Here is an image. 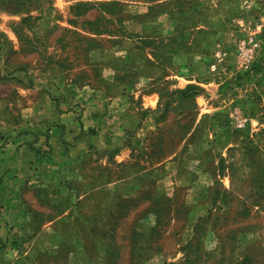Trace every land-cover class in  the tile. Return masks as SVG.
<instances>
[{
    "label": "rangeland",
    "instance_id": "1",
    "mask_svg": "<svg viewBox=\"0 0 264 264\" xmlns=\"http://www.w3.org/2000/svg\"><path fill=\"white\" fill-rule=\"evenodd\" d=\"M0 264H264V0H0Z\"/></svg>",
    "mask_w": 264,
    "mask_h": 264
},
{
    "label": "crops",
    "instance_id": "2",
    "mask_svg": "<svg viewBox=\"0 0 264 264\" xmlns=\"http://www.w3.org/2000/svg\"><path fill=\"white\" fill-rule=\"evenodd\" d=\"M158 122H159V120H156V125L158 124ZM141 130H142V128H140ZM62 154V153H61ZM70 161V159L69 160H67V159H65V162H69ZM72 161V160H71ZM64 162V163H65ZM72 163V162H71ZM58 196H59V194H58ZM56 197V199L55 200H51V203L53 202V203H58V205H61V204H64L65 206L68 204V205H72V203H74V198L72 197L70 200L69 199H66V200H64V201H62L59 197ZM53 203H52V205H53ZM67 205V206H68ZM40 212H41V216H43V215H48V218H46L45 220L43 219L42 220V223H43V225H45L46 223H51V222H55V221H60V220H62V219H65L66 217V213H63V214H60L59 212H57L56 214H46L45 212L46 211H44V210H40ZM45 213V214H44ZM65 217V218H64ZM68 218V217H67Z\"/></svg>",
    "mask_w": 264,
    "mask_h": 264
},
{
    "label": "built area",
    "instance_id": "3",
    "mask_svg": "<svg viewBox=\"0 0 264 264\" xmlns=\"http://www.w3.org/2000/svg\"><path fill=\"white\" fill-rule=\"evenodd\" d=\"M239 53L241 55V58L246 61H250L254 53V47L252 45H248L245 42L241 43L239 45Z\"/></svg>",
    "mask_w": 264,
    "mask_h": 264
},
{
    "label": "trees",
    "instance_id": "4",
    "mask_svg": "<svg viewBox=\"0 0 264 264\" xmlns=\"http://www.w3.org/2000/svg\"><path fill=\"white\" fill-rule=\"evenodd\" d=\"M176 91L178 92V91H180V89H177ZM167 106H168V105H167ZM167 106H166V107H167ZM158 120H159V119H158Z\"/></svg>",
    "mask_w": 264,
    "mask_h": 264
}]
</instances>
